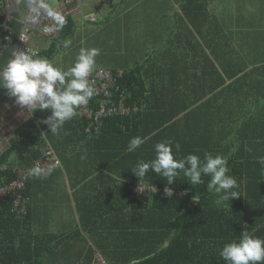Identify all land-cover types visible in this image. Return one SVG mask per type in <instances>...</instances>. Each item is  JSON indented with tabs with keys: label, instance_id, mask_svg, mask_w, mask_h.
I'll return each instance as SVG.
<instances>
[{
	"label": "crops",
	"instance_id": "0c3cea01",
	"mask_svg": "<svg viewBox=\"0 0 264 264\" xmlns=\"http://www.w3.org/2000/svg\"><path fill=\"white\" fill-rule=\"evenodd\" d=\"M88 5L103 18L98 22L97 16L94 35L85 28L65 40L34 39L38 58L69 71L81 48H97L94 69L134 73L143 111L153 119L190 117L191 128L205 124V133L225 149L264 150V0ZM64 41L71 43L64 47ZM79 108L53 134L43 123L49 111L20 109L0 88V169L33 168L31 152L47 145L61 161L31 178V216L22 233L30 242L28 255L39 264H94L98 254L111 264L136 227L133 196L116 167L120 148L115 140L89 135ZM149 219L142 216L141 227Z\"/></svg>",
	"mask_w": 264,
	"mask_h": 264
},
{
	"label": "trees",
	"instance_id": "16d2710c",
	"mask_svg": "<svg viewBox=\"0 0 264 264\" xmlns=\"http://www.w3.org/2000/svg\"><path fill=\"white\" fill-rule=\"evenodd\" d=\"M66 23L65 34H60L63 40L73 33L75 27L71 20ZM134 77V73L125 72L119 84L129 91L132 103L142 108L140 112L129 118L106 117L99 131L97 125L90 127L87 120H82L85 128H90L89 135H100L108 142L115 140L118 144L116 167L125 178L129 194L131 184L136 181L168 186L163 177L151 170L140 180L131 171L138 161L155 159V145L168 141L178 161L189 154H195L201 160L206 154L223 157L227 161L228 175L237 181L239 196L217 203L218 196L207 187L210 177L202 176V182L192 186L181 172L169 186L173 190H186V195L169 197L160 193L150 198H133L136 212V227L130 234L133 237L129 236L128 244L114 254L111 264H227L220 256L225 244L238 242L242 235L264 239V166L258 162L259 157H264V150L225 149L220 140H215V135L205 133V124L204 128H191L190 117L174 120L172 115L162 120L153 119L154 115L143 111V90L132 81ZM137 136L144 142L135 151H128L129 141ZM42 155V151L31 152V161L34 163ZM14 178L13 168L0 169V186ZM30 189L31 179L26 190L29 196ZM10 207L7 199L0 211V264H39L28 255L30 242L22 233L30 220L31 204L28 215L23 218L12 216ZM142 216H149V225L141 227ZM248 226L254 229L250 230Z\"/></svg>",
	"mask_w": 264,
	"mask_h": 264
},
{
	"label": "clouds",
	"instance_id": "9594fccd",
	"mask_svg": "<svg viewBox=\"0 0 264 264\" xmlns=\"http://www.w3.org/2000/svg\"><path fill=\"white\" fill-rule=\"evenodd\" d=\"M46 7V6H45ZM48 15L59 27L65 19L51 9ZM71 41H64L68 47ZM100 54L97 48H81L76 62L69 71H61L47 59L34 58L27 51H17L9 62L0 69V88L6 89L9 97L20 109L49 111L50 115L43 121L53 134L58 133L63 123L73 118L77 109L88 103L94 95V88L89 84L88 77L95 67V58ZM66 86V78H69ZM139 136L133 137L128 144V151H135L143 143ZM156 156L150 162L138 161L131 169L139 180L151 170L164 178L167 185H173L182 172L187 182L198 185L202 176L210 177L208 189L218 196L217 203L230 201L239 196L236 191L237 181L228 175L227 161L220 155L206 154L204 159L189 154L181 160L174 158L171 143L160 142L155 145ZM258 162L264 166V157ZM39 168L33 169L37 175ZM171 193L170 188H166ZM220 256L227 264H264V239L242 235L238 242L225 244Z\"/></svg>",
	"mask_w": 264,
	"mask_h": 264
},
{
	"label": "built area",
	"instance_id": "2783aa9c",
	"mask_svg": "<svg viewBox=\"0 0 264 264\" xmlns=\"http://www.w3.org/2000/svg\"><path fill=\"white\" fill-rule=\"evenodd\" d=\"M83 5V0H0V66H5L20 50L38 58L41 49L33 44V40H58L66 22L82 14ZM49 9L64 17L66 22L62 27L48 15ZM84 19L95 22L98 17L91 15ZM124 75L125 72L121 70L93 69L88 77L94 95L87 104L80 106L78 114L82 120L90 123V127L97 125V131L106 117L129 118L142 110L138 104L132 103L129 91L119 84ZM60 166L61 161L56 152L47 145L33 168L14 169L15 178L0 186V211L9 199L10 214L17 218L26 217L31 204V197L26 190L29 180L35 175L33 169L39 168V174H42ZM166 188L171 189L172 195L170 191L166 194ZM130 190L133 198H150L160 193L169 197H182L187 193L181 188L173 190L169 185L161 187L144 181L133 182ZM94 264L109 263L98 254Z\"/></svg>",
	"mask_w": 264,
	"mask_h": 264
},
{
	"label": "rangeland",
	"instance_id": "374dc122",
	"mask_svg": "<svg viewBox=\"0 0 264 264\" xmlns=\"http://www.w3.org/2000/svg\"><path fill=\"white\" fill-rule=\"evenodd\" d=\"M90 0H84V5H83V9H82V14L75 17L74 19L75 22H76V26H75V30H79V31H82L84 30L85 28H87V31L90 32L92 35H94L95 33V27H96V24L94 22H88L86 20H84V17L83 16H89V15H92V11L89 9V3ZM95 15H99L100 16V19L98 20V22H101V20L103 19L102 18V15L101 14H98V13H95ZM97 62V60H96Z\"/></svg>",
	"mask_w": 264,
	"mask_h": 264
},
{
	"label": "water",
	"instance_id": "95a60500",
	"mask_svg": "<svg viewBox=\"0 0 264 264\" xmlns=\"http://www.w3.org/2000/svg\"><path fill=\"white\" fill-rule=\"evenodd\" d=\"M165 246H167V244Z\"/></svg>",
	"mask_w": 264,
	"mask_h": 264
}]
</instances>
